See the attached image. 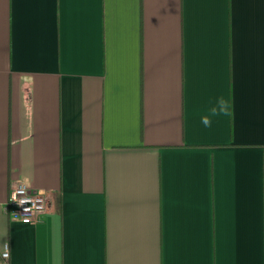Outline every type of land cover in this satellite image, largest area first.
<instances>
[{
	"label": "crops",
	"instance_id": "obj_1",
	"mask_svg": "<svg viewBox=\"0 0 264 264\" xmlns=\"http://www.w3.org/2000/svg\"><path fill=\"white\" fill-rule=\"evenodd\" d=\"M16 179L37 220L9 219ZM4 243L0 264H264V0H0Z\"/></svg>",
	"mask_w": 264,
	"mask_h": 264
},
{
	"label": "built area",
	"instance_id": "obj_2",
	"mask_svg": "<svg viewBox=\"0 0 264 264\" xmlns=\"http://www.w3.org/2000/svg\"><path fill=\"white\" fill-rule=\"evenodd\" d=\"M47 206L45 191L30 189L22 179H16L9 186L5 209L9 219L22 223L37 220ZM9 256L7 243L0 251V259L5 261Z\"/></svg>",
	"mask_w": 264,
	"mask_h": 264
},
{
	"label": "clouds",
	"instance_id": "obj_3",
	"mask_svg": "<svg viewBox=\"0 0 264 264\" xmlns=\"http://www.w3.org/2000/svg\"><path fill=\"white\" fill-rule=\"evenodd\" d=\"M219 103H220L221 109L223 110L224 101L221 100V101H219ZM215 111H216V109H213L214 113H215ZM202 122L204 123L205 126H208L210 124V120H209V118L207 116H205L203 118Z\"/></svg>",
	"mask_w": 264,
	"mask_h": 264
}]
</instances>
